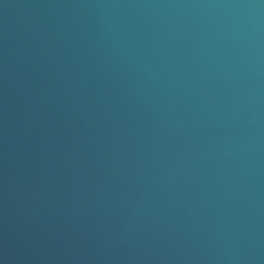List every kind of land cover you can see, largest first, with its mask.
Segmentation results:
<instances>
[{"label": "water", "instance_id": "water-1", "mask_svg": "<svg viewBox=\"0 0 264 264\" xmlns=\"http://www.w3.org/2000/svg\"><path fill=\"white\" fill-rule=\"evenodd\" d=\"M0 264H264V0H0Z\"/></svg>", "mask_w": 264, "mask_h": 264}]
</instances>
